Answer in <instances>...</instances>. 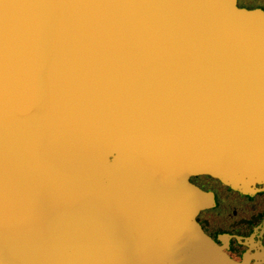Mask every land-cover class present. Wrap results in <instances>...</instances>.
<instances>
[{"label": "water", "instance_id": "95a60500", "mask_svg": "<svg viewBox=\"0 0 264 264\" xmlns=\"http://www.w3.org/2000/svg\"><path fill=\"white\" fill-rule=\"evenodd\" d=\"M0 0V264H264L201 227L211 176L264 186V9Z\"/></svg>", "mask_w": 264, "mask_h": 264}, {"label": "flooded vegetation", "instance_id": "af4514ba", "mask_svg": "<svg viewBox=\"0 0 264 264\" xmlns=\"http://www.w3.org/2000/svg\"><path fill=\"white\" fill-rule=\"evenodd\" d=\"M240 6L251 8L241 3ZM195 182L211 193L210 205L198 215L199 223L206 234L224 245L230 256L238 260L246 252L253 253L255 250L264 249L262 184L257 185L260 191L250 195L232 190L208 175L196 177Z\"/></svg>", "mask_w": 264, "mask_h": 264}, {"label": "rangeland", "instance_id": "374dc122", "mask_svg": "<svg viewBox=\"0 0 264 264\" xmlns=\"http://www.w3.org/2000/svg\"><path fill=\"white\" fill-rule=\"evenodd\" d=\"M241 4L249 5V6H258V7H264V0H240Z\"/></svg>", "mask_w": 264, "mask_h": 264}, {"label": "trees", "instance_id": "16d2710c", "mask_svg": "<svg viewBox=\"0 0 264 264\" xmlns=\"http://www.w3.org/2000/svg\"><path fill=\"white\" fill-rule=\"evenodd\" d=\"M252 7H255V6H252Z\"/></svg>", "mask_w": 264, "mask_h": 264}]
</instances>
